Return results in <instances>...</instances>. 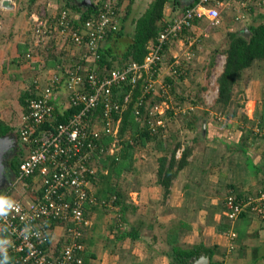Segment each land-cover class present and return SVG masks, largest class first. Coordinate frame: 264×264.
Here are the masks:
<instances>
[{
  "label": "crops",
  "instance_id": "1",
  "mask_svg": "<svg viewBox=\"0 0 264 264\" xmlns=\"http://www.w3.org/2000/svg\"><path fill=\"white\" fill-rule=\"evenodd\" d=\"M12 1V9H0V97L7 89L13 90L11 79L22 84V78H29V74L59 71L80 61L79 48L57 34L39 38L34 27L42 12L51 19L63 8L69 10L74 22L77 21L80 18L77 9L86 10L81 4L83 0ZM103 1L90 0L91 5ZM151 1L116 0L119 5L117 23L124 29L123 39L129 40L134 20L143 14ZM193 2L169 0L164 7L163 22L167 24L179 18ZM71 5L76 8L72 9ZM240 11L243 19L234 20L238 13L227 9L221 15L220 25L215 26L226 25L229 33L243 36L244 28L248 30V27L264 22V4L253 10ZM210 25L212 23L205 18L197 20L191 29L168 42L165 63L158 72L160 81L171 84L168 92L170 107L188 118L181 129V133L191 136L186 145L193 146L187 166L177 175L164 200L161 199L162 189L156 183L155 173L142 169L141 166L147 164L140 158L137 160L136 153V172L121 174L109 185L116 188L117 195L108 198L96 196V199L98 184L91 182L89 190L96 201L87 210L89 225L83 230L84 264H175L173 247L185 252L197 250L199 254L195 257H208V264L210 260L221 264H264V221L250 213L230 221L224 208V199L229 194L242 197L264 189V61H255L245 69L234 87V92L238 89L239 96L246 103L244 109L237 107L234 96L235 103L225 113L208 112L217 120L214 121L216 125L210 123L205 113L189 117L198 109L197 103H192V108L182 113L183 106L176 107L172 102L174 84L188 85L185 78L196 68L206 72L213 63L215 68L211 75L220 74L223 69L224 61L221 66L217 62L218 57H223L227 42L222 36L217 37L213 32L209 34L207 29ZM201 38L208 40L204 45H197ZM112 43L104 41L102 46L113 47ZM51 50L59 57L55 66L46 69L43 55L47 56ZM214 55L217 58L212 61ZM170 65L176 66L178 71L173 78L169 77ZM244 72L247 77L251 75L246 81L243 80ZM179 75L181 78L175 82ZM21 88L23 92L30 85L23 84ZM208 92L210 89L203 94L206 100L210 98ZM156 94L160 96L158 91ZM212 94L216 98L217 85ZM63 102L64 98L57 100L58 104ZM218 115L223 117V121L225 116L226 122L220 124ZM199 121L201 130L197 135ZM8 122L5 119L4 125L16 127ZM195 144L203 145L205 149L200 156L202 161L195 162L198 153ZM208 153L213 155L208 158ZM242 157L258 167V176L253 181L254 177L251 180L245 177L246 169L239 171L240 166L244 167ZM153 166L156 167L157 163ZM61 232L56 228L55 236H60ZM232 234L235 237H231ZM94 247L99 253H95Z\"/></svg>",
  "mask_w": 264,
  "mask_h": 264
},
{
  "label": "built area",
  "instance_id": "2",
  "mask_svg": "<svg viewBox=\"0 0 264 264\" xmlns=\"http://www.w3.org/2000/svg\"><path fill=\"white\" fill-rule=\"evenodd\" d=\"M263 4L264 0H198L163 27L155 42L149 44L141 64L130 62L106 72L98 71L96 64L106 37L118 28L116 0L103 1L97 14L75 28L68 9L51 19L41 13L34 33L39 38L57 34L68 40L80 49V61L59 71H43L31 80L33 97L27 102L18 129L19 143L27 147V155L12 183L13 192L17 191L12 199L17 209L0 218V239L11 242L6 245L9 264H84L80 240L89 225L87 210L95 203L89 195L91 178L97 172L94 164L118 150L122 113L131 101V93L122 102L114 100L113 89L123 85L134 89L141 82L134 116L140 119L142 108L152 133L165 137L169 120L164 115L171 109V84L160 81L158 72L165 63L168 42L191 29L195 19L205 18L218 25L221 8L238 13L234 18L238 21L244 18L240 10H253ZM12 7V0L0 1V9ZM175 68L170 65V78L178 74ZM156 91L163 100L151 104ZM58 98L65 102L58 104ZM68 107L77 111L56 123ZM8 194L3 196L9 198L13 193ZM24 195L31 202L25 204L21 200ZM224 208L230 221L249 213L264 221V189L242 197L229 194ZM56 228L62 231L58 237Z\"/></svg>",
  "mask_w": 264,
  "mask_h": 264
},
{
  "label": "trees",
  "instance_id": "3",
  "mask_svg": "<svg viewBox=\"0 0 264 264\" xmlns=\"http://www.w3.org/2000/svg\"><path fill=\"white\" fill-rule=\"evenodd\" d=\"M168 1L169 0H152L143 14L134 20L133 32L130 35L129 42L122 54L116 53L115 49L113 50L112 47L101 46L99 50L100 58L96 64L97 70L106 72L115 67V64H117V66L119 64L118 67L122 64L126 65L130 62L141 64L148 54L149 44L151 42H155L157 36L166 25V23L163 22V19L164 7ZM197 2L198 0H194L192 5ZM101 4L102 2L98 5H91L84 11L77 9L80 13V18L75 22L73 21L74 28L79 27L83 21L90 16L97 14ZM71 8L74 9L76 6L71 5ZM115 8L116 12H118L119 5L117 2ZM126 11H128V8ZM196 23L197 20L195 19L193 24ZM248 30L250 33L248 38H245L238 33H227L228 43L223 52V69L216 79L217 95L214 105L218 108L220 113H225L233 105L234 87L240 79L241 73L245 69L251 67L255 61H264V22L255 26H250L248 27ZM124 36V29L121 25L116 31L110 32L105 41L116 43L118 40L123 39ZM58 57L59 56L55 53V51L51 50L46 56V69L55 66ZM140 85L141 82L138 83L134 89L128 85H123L114 88L112 91L113 99L119 102H122L124 97L131 93V101L122 113L118 132V150L112 155H105L104 157L99 158L94 164L97 168V172L95 176L91 178V182L98 184V189L94 195L96 199V196L108 198L111 195L118 194L114 186L109 187L111 181L119 179L121 174H134L136 172L134 166L135 153L142 148H146L150 143L154 142L155 149L161 153V156L157 158L155 177L156 183L162 189V196L164 199L169 195L172 183L177 177L179 171H181L188 164V158L191 154V148L189 146H185L181 151L180 158H177L176 152L182 148V144L176 141L177 139L175 135H171L170 138L168 136V138H162L161 136L158 137L156 134L152 133V130L147 124V117H144V110L142 108L141 112L143 116L136 120L134 116V105L136 98L140 95ZM156 96L152 99L151 104L158 103L163 100V98L158 94H156ZM32 97L30 88L21 92V95L19 96V104L21 106L22 113L25 112L27 102ZM193 104H195V102H193ZM175 106L177 107L179 104ZM56 111L59 110L56 109ZM76 111L77 109L72 107L66 108L63 110L64 115L62 117H58L56 123L64 122L67 116H70ZM173 112V107H171V109L166 111L164 118L166 120L170 119ZM143 118L144 121H142ZM11 129V127L0 123V136H5L9 131H11ZM109 142L110 139H108L107 143ZM20 146V148H17L16 159H14L11 162V166H9L14 175H18L19 165L27 155V147L22 144H20ZM89 195H91L90 190ZM80 242L84 244L83 238ZM59 246L60 245H58V247ZM173 250L175 264H188L189 261H187V259L189 260L191 257H195L199 254L197 250H189L185 252L174 247ZM209 264L221 263L210 260Z\"/></svg>",
  "mask_w": 264,
  "mask_h": 264
},
{
  "label": "rangeland",
  "instance_id": "4",
  "mask_svg": "<svg viewBox=\"0 0 264 264\" xmlns=\"http://www.w3.org/2000/svg\"><path fill=\"white\" fill-rule=\"evenodd\" d=\"M224 11H227V9L226 8H223V9L221 8L220 14L223 15ZM207 30H209L207 32H209V34H211V35H212V33H210V32H213V33H215V35L217 37L222 36L224 42L228 43L227 33L229 31H226V30H228V27L226 25L225 26L216 27L215 25L212 24V26L210 25L209 29H207ZM201 39H200L201 43L197 42L198 43L197 45H200V44L204 45V43L208 40L206 38H201ZM126 41H127V39H124V41L120 45L118 44L117 46H115V43L114 44L112 43L116 53L121 54L124 51L122 49V46L126 45V43H127ZM43 56L46 59L45 54ZM215 58H217L216 55H214L212 61ZM223 61H224V56L223 57H218L217 64L218 65L220 64V66H221ZM256 62H258V61H256ZM256 62H254V63H256ZM213 65L214 64L212 63L211 67L210 68L208 67V70L206 72H204V70L202 71L199 68H196L195 70H193V73L191 75L187 76V78H185V81L188 83V85L185 84V86H183L182 84H178L177 83L178 84L177 85L175 83L174 84V92H173L174 94H172V99H173L172 102H173L174 106L178 105V104L181 105V107L183 106L182 107L183 108L182 113H184V112L186 113L187 109L192 108L191 105H192L193 102L197 103L198 109L194 110V112L191 113L189 115V117L191 118L192 116H195V113H199L201 115L203 113H205V114H207L206 117H208V119L210 120V123H212L213 125H216L215 122H217V120L214 119V117L211 116L212 114L209 115V113H208V112H211L213 114L214 113H220L218 108H216L215 105H214V102H215L216 98H214V94H212L214 92V88H216V79H217V77L219 75V74L211 75L212 72H213V69L215 68V67L213 68ZM37 73L32 75V76L29 74V76H30L29 78H28V76L22 78V84H18L17 81H14L13 79H11V81H12V83H11L12 87L11 88H13V90H11L10 88L7 89L0 97V102H1L0 106H3L2 109L0 108V123L5 124V119H8V121H9L8 123H12V125H14V126L17 125L18 121L21 119V106L19 104V96L21 95L20 93L22 92V88L21 87H23V84H24V86L26 84L29 87V85L31 84L32 78L34 76L38 75ZM180 76L181 75L178 76V78L175 80V82L179 81V78H181ZM249 77H247V73L244 72L243 80L246 81ZM211 83H213V84L211 85ZM209 89H210V92H208L207 94L210 97L209 98L210 100L209 99L206 100V98H204L203 94L205 95L206 92ZM237 90L233 93V99H234V96H235L237 107L238 108L241 107L242 109H244L246 103L243 102V98L239 96V94H238L239 91H237ZM233 103H235L234 100H233ZM173 110H174V112H173L172 116L170 117V119H168L169 120L168 124L167 123L165 124L166 130H168L167 136L170 138L171 135H175V137L177 139L176 141L180 142L181 144L184 143L183 147H185V146H187L186 145V141L190 140L189 137H191V136L190 135H186L184 132L181 133V129L183 128V125H185L184 121L186 122L188 120V118H185V116H183L181 113L179 114V111L177 112L175 110V108ZM175 113H178V114H175ZM221 114H223V113H221ZM217 117H218V120L221 121L220 124H223V122H226V117L225 116H224L225 121H223L224 120L223 117L219 118V115ZM167 127H168V129H167ZM200 127H201V122L199 121L197 123V128H198L197 135L200 134V130H201ZM12 129H14V128H12ZM162 138H164V137H162ZM18 143H19V141H18ZM197 145L195 144V148L197 149V152H198L197 153V160H195V162H197L198 160L202 161V158L200 156H201V154L203 152H205V149H204L203 145H200V147H199V145L198 146ZM191 147L193 148V146H190V148ZM222 148H224V147L222 146ZM182 149L183 148H181L180 150H178L176 152V157L177 158H180ZM225 152L227 153L228 151L226 150ZM211 155H213V153H208V158H210ZM160 156H161V153L158 150L155 149V143L154 142L150 143L146 148H142L141 152L139 151V152L136 153L137 160L140 158L143 163L147 164V166H141L142 169L143 170H147V171L150 170L153 173H155L156 169H157V166L155 167V166H153V164L157 163V158L160 157ZM242 159H244V160H242L244 167H241L239 165L240 166L239 167V171L241 169H246L245 177L247 178V180H248V178H250V180H251V178L254 177L252 179V181H253L258 176L257 175V173L259 172L258 171V167L255 164H253L252 161H250L249 159H245L243 157H242ZM240 160L241 159L239 158V161ZM137 162L139 163L140 161H137ZM152 168H153V170H152ZM181 172L179 171L178 174H180ZM128 174H131V173H128ZM186 178H187V176H186ZM222 193L223 192H221V194ZM16 196H17V191L13 192V194H11L9 196V198L10 199H14ZM161 199L164 200L163 196H161ZM21 200L25 204H28L29 202H31V200L28 197V195H24L21 198ZM95 201H96V199H95ZM96 248L97 247H94V251L96 250L95 253H99V251Z\"/></svg>",
  "mask_w": 264,
  "mask_h": 264
},
{
  "label": "water",
  "instance_id": "5",
  "mask_svg": "<svg viewBox=\"0 0 264 264\" xmlns=\"http://www.w3.org/2000/svg\"><path fill=\"white\" fill-rule=\"evenodd\" d=\"M86 9L87 6H91L90 0H83L81 3ZM242 35L246 38L249 37L250 33L249 31L244 28L242 31ZM124 39H120L116 42L115 46L118 44L120 45ZM127 43L129 40L126 41ZM126 43V45H127ZM126 45L122 46V49L124 50ZM16 144L15 141H12L10 138L4 136H0V192L4 191L7 187L11 186V179L9 174L7 173V165L5 164V160L8 156V153L10 152L11 148ZM188 264H208V257L204 255H199L197 257H191L189 259Z\"/></svg>",
  "mask_w": 264,
  "mask_h": 264
},
{
  "label": "clouds",
  "instance_id": "6",
  "mask_svg": "<svg viewBox=\"0 0 264 264\" xmlns=\"http://www.w3.org/2000/svg\"><path fill=\"white\" fill-rule=\"evenodd\" d=\"M17 209V204L14 200L7 198L6 196L0 195V218L7 217L13 210ZM11 242L8 239H0V264H9L8 247Z\"/></svg>",
  "mask_w": 264,
  "mask_h": 264
},
{
  "label": "flooded vegetation",
  "instance_id": "7",
  "mask_svg": "<svg viewBox=\"0 0 264 264\" xmlns=\"http://www.w3.org/2000/svg\"><path fill=\"white\" fill-rule=\"evenodd\" d=\"M19 124L14 127V129H11L5 136L10 138L12 141H15L16 144L11 148L10 152L8 153V156L5 160V164L7 165V173L10 175L9 177L12 179L14 177L13 172L10 170L11 162L16 159L17 155V148H20L21 146L18 143V129H19ZM4 137V136H2ZM18 143V144H17ZM14 181V178L11 180V186L7 187L4 191L0 192V195H4L6 193H9L8 196L13 193L14 188L12 187V183Z\"/></svg>",
  "mask_w": 264,
  "mask_h": 264
}]
</instances>
